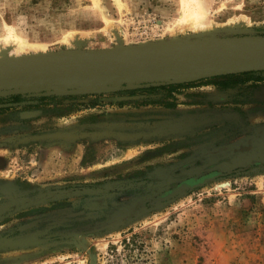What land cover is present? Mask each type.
<instances>
[{
  "label": "rangeland",
  "instance_id": "obj_1",
  "mask_svg": "<svg viewBox=\"0 0 264 264\" xmlns=\"http://www.w3.org/2000/svg\"><path fill=\"white\" fill-rule=\"evenodd\" d=\"M197 1L190 26L181 0H0V40L45 45L0 60L264 36V0ZM233 74L0 91V264H264V71Z\"/></svg>",
  "mask_w": 264,
  "mask_h": 264
},
{
  "label": "water",
  "instance_id": "obj_2",
  "mask_svg": "<svg viewBox=\"0 0 264 264\" xmlns=\"http://www.w3.org/2000/svg\"><path fill=\"white\" fill-rule=\"evenodd\" d=\"M154 42V43H153ZM149 41L126 49L58 52L11 57L0 60V91L36 87L57 80L70 82L166 73L155 80L201 79L210 76L264 71V36L206 41ZM212 172L180 182L158 197L170 199L215 179ZM145 181L128 184L125 188Z\"/></svg>",
  "mask_w": 264,
  "mask_h": 264
},
{
  "label": "bare ground",
  "instance_id": "obj_3",
  "mask_svg": "<svg viewBox=\"0 0 264 264\" xmlns=\"http://www.w3.org/2000/svg\"><path fill=\"white\" fill-rule=\"evenodd\" d=\"M181 3H182L181 11L183 13V15L180 17L181 20H183V21H181V23L182 22L184 24L189 23V25L191 26L193 24L195 25L196 23H198L202 19L203 12H202V9L199 6V3L197 0H181ZM243 19H245V17ZM242 22L245 23V22H247V20H242ZM190 26H188V27H190ZM194 30L197 31V30H206V29H205V27H199V26L195 27L194 26ZM69 38H72V37L69 36ZM69 38L66 36V38H64V39L67 42H69V40H70ZM118 39H119V42H122V41H120V38H118ZM71 43L72 42H69V45H71ZM42 46H45V45L41 44V43H28V42H26L21 36L18 35V33L15 31V29L11 26H7L6 35L4 38H2V40H0V51L2 49H8V55L9 54H11V55L12 54H20L22 51H24L26 49H30V48L41 49ZM3 52H4V50H3Z\"/></svg>",
  "mask_w": 264,
  "mask_h": 264
},
{
  "label": "trees",
  "instance_id": "obj_4",
  "mask_svg": "<svg viewBox=\"0 0 264 264\" xmlns=\"http://www.w3.org/2000/svg\"><path fill=\"white\" fill-rule=\"evenodd\" d=\"M256 72H259V71H249V72H243V73H241L242 75H245V74H254V73H256ZM230 76H234V74H229ZM215 77H225V75L224 76H222V75H220V76H215Z\"/></svg>",
  "mask_w": 264,
  "mask_h": 264
}]
</instances>
